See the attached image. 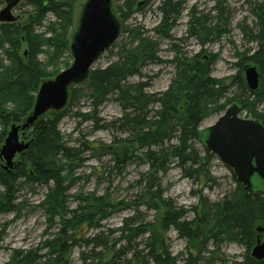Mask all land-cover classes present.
Returning <instances> with one entry per match:
<instances>
[{"label": "trees", "instance_id": "trees-1", "mask_svg": "<svg viewBox=\"0 0 264 264\" xmlns=\"http://www.w3.org/2000/svg\"><path fill=\"white\" fill-rule=\"evenodd\" d=\"M43 1L30 2L32 11L24 24L0 25V148L10 126L18 125L32 110L40 83L59 72L47 71L53 66L51 59L60 60L67 52V30L74 0ZM154 1L113 0V3L120 19L126 22ZM212 1L213 17L198 14L194 8L188 12L186 38H193L201 46L198 53L188 55L177 44L180 40L171 34L187 0H159L156 8L159 21L151 30L152 35L146 37L137 27L123 28L122 37L108 49L115 61L106 67L92 68L87 80L70 90L64 111L49 112L50 115L42 116L20 133L30 139V146L18 155L12 172L0 165V214L18 210L15 196L22 187L43 186L47 193L39 206L58 229L39 247L13 250L4 264H67L68 256L78 245L77 239L87 230L97 229L101 221L117 210L118 204L95 194L79 193L75 196L76 207L69 206L68 190L78 180L75 171L81 168L87 155L111 156L110 171L119 174L133 158L143 160L147 171L135 182L140 192L134 202L155 212L160 223L159 232L151 233L149 225H135L133 217L125 219L115 239L117 244H122L117 250L106 249L111 255L107 260L101 251H95L106 246L99 236L83 239L84 247L91 249L88 255L84 251L80 253L81 264H92L96 258L114 264L116 259L129 254L137 264H199L206 261L204 254L209 245L218 250L226 242L240 244L250 251L256 238L255 228L264 227V194L249 196L237 183L233 193L222 200L211 203L199 197L197 205L186 211L164 198L160 179L173 165L187 179L199 183L210 180L208 167L213 155L198 147L196 133L205 118L219 115L228 105H238L246 117L264 125V4L254 8L256 31L250 34V40L256 48L237 54L238 71L226 83L212 77V66L218 56L206 54L202 49L229 34L227 0ZM48 15L58 21L57 26L43 25ZM41 27L43 33L38 32ZM158 39L169 42L174 76L166 90L151 93L149 83L129 82V79L140 77L147 64L158 61ZM45 49H52L51 56ZM42 54L46 58L39 61ZM245 65L254 66L258 72L259 85L254 91L248 89L243 79ZM111 96L121 109V116L112 125L116 134L124 138L115 137L112 145L86 140L67 143L58 129L67 110L86 97L90 110L76 116L93 123L94 130H102L106 125H99L98 109ZM189 211L192 217L186 220ZM169 228L190 243L184 259L164 250L160 232L164 234ZM147 233L150 237L142 249H137V244L132 246V239ZM143 251H146L144 256ZM221 264H264V260L255 261L246 254L239 261H221Z\"/></svg>", "mask_w": 264, "mask_h": 264}, {"label": "rangeland", "instance_id": "rangeland-1", "mask_svg": "<svg viewBox=\"0 0 264 264\" xmlns=\"http://www.w3.org/2000/svg\"><path fill=\"white\" fill-rule=\"evenodd\" d=\"M84 2L85 0H74L72 3L71 24L67 30L69 43L71 34L77 26V20ZM158 4L159 0H155L141 12L133 14L126 22L120 19L119 13L115 8L116 4L113 3L112 7L122 29L137 27L140 29V32L147 37L152 35L151 30L159 21V14L156 10ZM258 4H264V0H227V11L230 19L229 34L222 37L219 41L203 48L206 50V54H215L218 56L212 66L213 78L224 79L225 82L228 83L229 80L227 79L235 75L238 71L236 63L239 57L237 54L252 52L256 48V44L250 40V34L256 31L254 8ZM213 5L214 3L212 0H187L182 16L176 22L171 34L175 40H180L177 44H179L188 55H193L201 50V47L193 38L186 39L187 22L189 19L188 12L191 8H194L195 12L198 14H207L209 17H213ZM31 11L32 7L29 4V0H23L21 4L12 11L13 16L18 17L15 24H24ZM49 23L57 26L58 21L51 15H48L43 25L47 27ZM0 25H2V23H0ZM38 32L43 33L44 27H41ZM49 36V34L45 35L46 38H49ZM121 37L122 36H119L118 39ZM157 42L159 45L158 61L147 64L141 71L140 77L129 79V82L149 83L148 92L151 93L166 90L174 76V67L170 63L173 55L170 50L169 42L161 39H158ZM45 51L50 56L53 53L52 49H45ZM45 58L46 56L42 54L38 60L41 61ZM115 59L114 56L109 54L107 49L98 57L92 68L106 67L114 62ZM71 63L72 58L69 54L68 44L67 52L60 60L51 59V65L53 66L49 67L47 71L53 72L57 69V71L61 72L66 69V67L68 68ZM55 76L50 77V79ZM243 79L245 81V78ZM73 87L75 86L69 89V97L70 90ZM69 97L66 107L57 112V114L67 108ZM114 98V96L108 98L98 109V118L101 120L99 125H106V128L102 130H94L93 123L76 116L77 113L84 114L90 110V101L87 100L86 97H83L77 102L72 109L67 110V114L58 124V129L62 133L64 140L70 144L77 143L79 140H86L112 145L115 137L124 138V135L116 134V127L112 125V123L121 116V109L114 101ZM50 113L48 112L45 115H50ZM220 114L205 118L199 129H204L212 125ZM240 116L246 118V113L242 111ZM25 118L26 117H24L18 125L22 124ZM19 138L24 142H30V139L27 138L25 134H21ZM198 147H200V144H198ZM17 157L18 156L13 160V166L17 163ZM94 157L96 156L87 155L86 161L81 168L75 171V176L78 180L70 186L68 190L69 206L71 208L76 207L77 200L75 196L79 193L95 194L96 196L108 197L114 205L118 204L117 210L108 218L101 221L97 229H89L81 238L77 239L78 245L73 248L68 256L67 264H81L79 259L80 253L84 251L88 255L91 249V247H84L83 239L95 236H99L105 243L104 245H106L105 247L97 248L95 250L96 253L101 251L100 253H102L104 258H106V260L109 259L111 255L106 249L112 248L117 250L122 244V242L117 244L115 239L119 237L117 230L122 227L124 220L127 218L133 217L135 219V225H149L147 228L151 233L152 231L159 232L160 218H158L156 213L134 202L135 195L140 192V186L135 182L138 180L141 173L147 171V166L144 161L133 158L125 166L124 171L119 174L116 170L110 171L113 165L111 156ZM1 164H4V162H0V165ZM12 168H8L7 171L12 172ZM208 171L210 180L199 183L185 178L180 173V170L172 165L165 174L160 176L162 187L165 189L164 198L171 200L178 207L187 211L190 210L189 208L197 205L199 197L214 203L233 193L238 182L217 156L213 155ZM46 193L47 188L43 186L31 187L27 185L22 187L15 196L18 210L14 213L0 214V233H2V240L0 242V264H4L8 261L13 250H29L39 247L44 241L51 239V236L57 232V226H53V224L48 221L43 209L39 206ZM191 217L192 214L191 211H189L186 220H190ZM149 237L150 234L147 233L140 238L132 239V246L137 244L139 245L137 249H142ZM160 237L164 250L171 256L178 257L180 260L186 257L188 253L187 248H190L188 244L190 243L180 237L175 229L169 228L164 234L160 232ZM262 240H264V236ZM218 248L219 249L216 250L209 245L207 253L204 254V259H206V261L199 264H221V261H239L246 254H249V251L247 252L244 246L233 242L223 243ZM142 255H146V251H143ZM88 257L94 258L93 256ZM92 264H105V261L96 258ZM114 264H137V262L133 260L132 254H129L125 258L121 257L120 259H116Z\"/></svg>", "mask_w": 264, "mask_h": 264}, {"label": "water", "instance_id": "water-1", "mask_svg": "<svg viewBox=\"0 0 264 264\" xmlns=\"http://www.w3.org/2000/svg\"><path fill=\"white\" fill-rule=\"evenodd\" d=\"M17 1L0 10V23L16 21L11 9ZM112 4L113 0H85L83 3L69 43L72 63L54 78L40 83L30 113L22 124L10 126L0 148V160L4 162L5 170L12 167L14 158L30 146L29 142L19 139L20 133L47 112L63 110L70 87L84 83L98 57L117 41L121 24ZM243 74L248 89L256 90L259 85L256 68L245 65ZM240 113L238 105L231 104L212 125L197 131L196 140L203 149L218 157L249 196L264 194V125L255 119L241 117ZM255 232L256 241L249 256L262 261L264 227H256Z\"/></svg>", "mask_w": 264, "mask_h": 264}, {"label": "flooded vegetation", "instance_id": "flooded-vegetation-1", "mask_svg": "<svg viewBox=\"0 0 264 264\" xmlns=\"http://www.w3.org/2000/svg\"><path fill=\"white\" fill-rule=\"evenodd\" d=\"M14 0H0V10H2L3 8H5L7 5H8V3H11V2H13ZM23 0H18L17 1V3H16V5H14V7L11 9V14H12V11H14L20 4H21V2H22ZM32 0H29V4H30V2H31ZM34 1V0H33ZM45 1V0H44ZM43 1V2H44ZM46 3V2H45ZM44 3V4H45ZM31 5V4H30ZM32 7V6H31ZM16 17V16H15ZM17 19H18V17H17ZM8 24H12V23H8Z\"/></svg>", "mask_w": 264, "mask_h": 264}, {"label": "bare ground", "instance_id": "bare-ground-1", "mask_svg": "<svg viewBox=\"0 0 264 264\" xmlns=\"http://www.w3.org/2000/svg\"><path fill=\"white\" fill-rule=\"evenodd\" d=\"M186 39H190V38H186ZM199 46H200V45H199ZM206 46H207V45H206ZM4 47H6V45H5ZM200 47H201V46H200ZM203 48H204V47H203ZM203 48H202V49H203Z\"/></svg>", "mask_w": 264, "mask_h": 264}]
</instances>
